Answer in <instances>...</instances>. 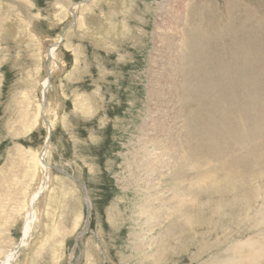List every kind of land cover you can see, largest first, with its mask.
I'll return each mask as SVG.
<instances>
[{
	"label": "rangeland",
	"instance_id": "1",
	"mask_svg": "<svg viewBox=\"0 0 264 264\" xmlns=\"http://www.w3.org/2000/svg\"><path fill=\"white\" fill-rule=\"evenodd\" d=\"M175 5V19L186 17L185 34L209 38L218 49L239 28L264 22V0H0V264H264V249L253 260L264 239V177L252 183L258 175H245L246 185L238 176L226 179L222 192L206 182L183 195L168 183L176 165L152 173L147 185L133 164L141 162L146 132L157 129L153 99L164 112L170 106L167 131L179 107L174 96L170 104L168 95L148 93L160 75L149 63L160 54L156 25ZM58 42L48 64L45 51ZM46 66L52 75L44 114L52 130L44 170ZM201 94L202 103L215 95ZM177 124L181 131L182 120ZM235 133L233 145L221 149L238 161V147L250 149L256 139L238 144ZM180 200H188V236L164 239L168 220L151 229L139 214L148 207L164 213ZM175 219L180 228L187 223L180 213Z\"/></svg>",
	"mask_w": 264,
	"mask_h": 264
},
{
	"label": "bare ground",
	"instance_id": "2",
	"mask_svg": "<svg viewBox=\"0 0 264 264\" xmlns=\"http://www.w3.org/2000/svg\"><path fill=\"white\" fill-rule=\"evenodd\" d=\"M176 8L177 5L167 9L165 14L169 12V15L164 16L163 21L156 25L161 33L155 31L158 33L155 38L159 39L160 44V47L157 45L155 52H160V54H157L159 58L152 57L149 63L152 66L156 65L160 75H153L156 78L150 84L151 88L148 89V93L149 98H152L154 94L157 95H154L155 97L168 95L170 104L173 103L174 96L179 107L174 114L172 128L167 131L168 125H166L165 117H167L168 111L170 114V106H163V109L166 110L164 112L161 110V103L156 101L157 98L153 99L155 101L154 111L158 114L157 129L148 128L149 131L146 132L142 148H139L143 150V154L139 153L141 162L137 163L136 160H133V164L136 165L139 173H143V178L147 176L144 179L147 185L150 184L148 178L152 176V173H157L158 170H170L176 165L177 168L168 177V183L173 186L175 194L181 192L190 195L191 191H200L201 186H204L206 182H211V185L215 186V191L222 192L227 183L226 179H235L238 176V185L243 183L246 185L247 176L245 175L249 174L258 175L251 179L252 183H255L259 179L257 177H264V132H262L264 131V22L254 20V23L246 31L239 28L233 36L232 42L230 44L227 42L229 44L227 47L218 49L216 43L209 38L198 37L194 33L185 34L186 17L182 19L181 16H178L175 19V14L179 13L175 10ZM75 9L70 10V15L74 20L77 17ZM58 45L59 42L45 51L48 64H50V60H53L52 56L55 50L53 48ZM48 64L47 66H49ZM198 72L202 73L203 78H198L196 84H193L189 79L195 81ZM51 75L52 70L49 67L46 69V81L41 83L40 118L46 127L47 136L41 149L42 155L38 165L44 170L46 169L44 157L49 146L52 128L44 114L46 105L43 95L45 87H50ZM160 86L165 88L159 89ZM202 92L215 93L214 98L212 100L205 99L202 103ZM149 118L151 120L153 117L149 116ZM181 120L183 128L178 131L177 123ZM237 128L238 144L245 140L256 139L250 149L242 148V145L238 147V161L236 158L234 159L236 155L229 160L230 152L226 154L225 149H221L229 140H233L229 146L233 145L232 143L236 140ZM141 134L144 136L145 130ZM189 141L194 146L192 143L190 146ZM166 146L167 150L164 149ZM168 151L172 155L166 159L165 155ZM221 154L226 156L223 157ZM215 155H218V158ZM213 156L215 158L212 160ZM205 158H207L206 164L201 163L200 161ZM258 159L262 160V166H257ZM213 162H216L214 167L208 169V166ZM237 163L238 167L235 165ZM129 166L131 167L132 164ZM169 166L171 168L167 169ZM204 166L207 168L208 177H204L206 169L200 170ZM196 171L197 173H193ZM212 174L220 175L218 177L221 179L210 181ZM176 183H179L178 187ZM180 184L186 185L180 186ZM179 188H181L180 191ZM187 202L188 200H180V205H170L166 211L164 210V213L163 209L157 212L150 211L148 207L139 214L147 217L148 221L144 224L149 225L151 229L165 225L164 221L168 220L165 226L167 236L165 234L161 236L164 239L168 238L169 240L179 234L188 236L190 233L187 227L191 225V220L188 206H186ZM175 213H180L181 221L187 220V223H184L185 225L181 228L178 227V224H181L180 220H174ZM150 216L157 220L156 222L151 220L152 225L149 224ZM262 217L261 220H264L263 214ZM172 218L174 221L170 220ZM255 245L258 246V249L254 251L256 256H253V260L256 262L260 249H264V239L261 242L257 241ZM164 246L167 247L162 243V247ZM229 252H232L229 253L232 259L238 256V246ZM254 252L249 255H255ZM229 264L238 263L233 260Z\"/></svg>",
	"mask_w": 264,
	"mask_h": 264
}]
</instances>
